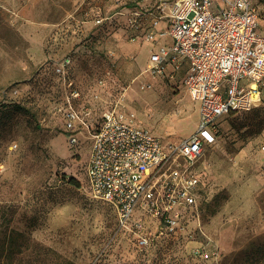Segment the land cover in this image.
Masks as SVG:
<instances>
[{
  "label": "rangeland",
  "instance_id": "374dc122",
  "mask_svg": "<svg viewBox=\"0 0 264 264\" xmlns=\"http://www.w3.org/2000/svg\"><path fill=\"white\" fill-rule=\"evenodd\" d=\"M76 1L0 0V221L5 248L13 241L2 263L223 264L249 243H264V79L260 104L223 116L196 165L205 183L201 229L217 258L190 256L196 243L142 254L120 242L113 207L87 189L86 130L74 146L64 133L67 93L55 67L70 59L67 76L90 101L95 126L117 108L154 136L177 142L195 130L198 105L181 79L144 72L147 55L128 40L122 16L90 30L71 24Z\"/></svg>",
  "mask_w": 264,
  "mask_h": 264
},
{
  "label": "built area",
  "instance_id": "2783aa9c",
  "mask_svg": "<svg viewBox=\"0 0 264 264\" xmlns=\"http://www.w3.org/2000/svg\"><path fill=\"white\" fill-rule=\"evenodd\" d=\"M115 16L124 18L130 42L150 47L144 70L149 77L181 79L198 105V122L177 142L154 136L117 108L95 126L90 101L67 76L70 59H61L55 73L67 93L60 109L64 133L74 146L85 129L91 142L84 170L88 192L113 207L126 248L146 254L196 243L190 256L216 259L217 249L201 229L205 183L196 165L215 143L223 116L260 104L264 17L253 0H153L146 8L94 17L93 27Z\"/></svg>",
  "mask_w": 264,
  "mask_h": 264
},
{
  "label": "crops",
  "instance_id": "0c3cea01",
  "mask_svg": "<svg viewBox=\"0 0 264 264\" xmlns=\"http://www.w3.org/2000/svg\"><path fill=\"white\" fill-rule=\"evenodd\" d=\"M153 0H136L135 2H120V0H77L73 9L68 14V20L77 28L80 26L86 30H90L93 27V19L94 17L103 16L110 17V15H114L116 12H121V10L125 11L129 7L137 6V7H149L152 5ZM256 7L261 11L262 18L264 17V0H253ZM117 18L119 16H116ZM261 34L264 35V30L262 29ZM111 41V40H109ZM143 47L146 56V62L148 57V52L150 47L145 43L135 42ZM115 48L119 49L116 45ZM113 47V48H114Z\"/></svg>",
  "mask_w": 264,
  "mask_h": 264
},
{
  "label": "trees",
  "instance_id": "16d2710c",
  "mask_svg": "<svg viewBox=\"0 0 264 264\" xmlns=\"http://www.w3.org/2000/svg\"><path fill=\"white\" fill-rule=\"evenodd\" d=\"M254 109V108H253ZM251 111V110H250ZM249 112V111H248ZM235 114V113H231ZM68 184H74V180L69 179ZM204 200V199H203ZM203 203V201H202ZM202 203L200 205V211L202 209ZM219 207V203L216 202L214 205L213 210H211V214L216 212V210ZM199 211V212H200ZM6 226H5V221L1 222L0 221V264L2 263L1 257L7 252L10 251V246L12 245L13 241L11 240V243L8 242L7 248L6 246ZM17 236H21L17 234L14 230L10 229L9 234H14ZM7 257V256H6ZM223 264H264V243H249V245L243 249L240 253L233 255L231 258H228L227 261Z\"/></svg>",
  "mask_w": 264,
  "mask_h": 264
}]
</instances>
